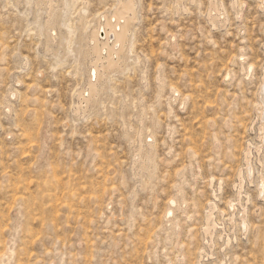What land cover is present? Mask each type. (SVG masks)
<instances>
[{
  "label": "rangeland",
  "instance_id": "obj_1",
  "mask_svg": "<svg viewBox=\"0 0 264 264\" xmlns=\"http://www.w3.org/2000/svg\"><path fill=\"white\" fill-rule=\"evenodd\" d=\"M118 1L0 0V264H264V0H135L88 96Z\"/></svg>",
  "mask_w": 264,
  "mask_h": 264
},
{
  "label": "bare ground",
  "instance_id": "obj_2",
  "mask_svg": "<svg viewBox=\"0 0 264 264\" xmlns=\"http://www.w3.org/2000/svg\"><path fill=\"white\" fill-rule=\"evenodd\" d=\"M216 6L215 3H210L211 10L216 11ZM135 16V0H119L111 14L108 16L103 15V18L99 19L96 25L90 30L88 34V37L91 39L89 50L92 54L90 68L93 69L89 74L90 78L87 81L86 88L88 96L95 95L101 91L102 88L98 86L96 81L98 80L100 82L103 80L107 72L110 70L119 71L123 69L121 64L122 54L130 49L131 45L128 35L130 30L129 24L133 21L132 19ZM99 33H101V37L99 36ZM91 78H93V80ZM261 99L264 102V91L261 93ZM78 100L79 102H85L87 101V97L80 95ZM261 107L262 111L260 114L264 121V107ZM172 201L174 200L172 199ZM170 209L171 205H169L168 211ZM212 227V222L207 223V226L205 227L206 232H209Z\"/></svg>",
  "mask_w": 264,
  "mask_h": 264
}]
</instances>
